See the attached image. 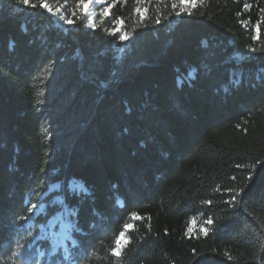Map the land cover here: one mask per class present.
<instances>
[{
  "label": "trees",
  "instance_id": "16d2710c",
  "mask_svg": "<svg viewBox=\"0 0 264 264\" xmlns=\"http://www.w3.org/2000/svg\"><path fill=\"white\" fill-rule=\"evenodd\" d=\"M56 1L0 0V264H264V0Z\"/></svg>",
  "mask_w": 264,
  "mask_h": 264
},
{
  "label": "snow or ice",
  "instance_id": "6c2138e0",
  "mask_svg": "<svg viewBox=\"0 0 264 264\" xmlns=\"http://www.w3.org/2000/svg\"><path fill=\"white\" fill-rule=\"evenodd\" d=\"M18 4L21 5V6H32V7H35V5H31L30 4V0H17ZM96 2V0H77V8L79 9H82L85 11V14L87 12V9L94 3ZM120 2V0H111V3H108V0H105V3H106V7L104 8V11H103V14L105 17H108L110 15V10L116 6V4H118ZM138 2H141V0H138ZM179 3L181 5L182 8H188V9H192L194 8L197 4H201L203 3V0H179ZM43 7H46V5H41ZM175 6V5H174ZM244 8L245 9H250V6L248 4H245L244 5ZM137 12V14L140 15L141 19H144V15H145V12H146V9H139L137 8L135 10ZM261 12H264V9H261ZM180 13H177V15H179ZM189 15H191V12L188 13ZM73 15H75V13H73ZM61 20H64V22L68 25H73L74 24V21L73 19H69V18H66L64 16H61L60 17ZM121 23L120 20H117L116 21V24H117V30H119V24ZM157 23H159V21H157ZM91 27V25H89ZM258 27L259 25H257L256 29L255 30H258ZM121 40H126L127 39V36L124 35V36H121L120 37ZM254 51V50H253ZM237 167H240V165H237ZM233 179H235V177H233ZM249 180H251V176L248 177ZM76 189L73 188V191H75ZM241 193L240 192H237L235 194V196H233V202H235L236 198L238 196H240ZM37 207V205L33 204L31 206V208L28 209L29 212H31L33 209H35ZM77 216H78V212L76 213ZM20 219L21 220H25L26 217L25 216H20ZM132 219L133 220H139L140 217L139 216H136V215H133L132 216ZM207 223L211 224L212 221L209 220L207 221ZM133 227L132 224H125L124 225V229L125 231H121L119 233V237L116 239L115 241V246L111 249L110 251V255L119 259L122 255V252H123V249H124V246L128 243V241L126 240L125 238V232L130 230L131 228ZM205 234H207L205 232ZM29 235H31V232H29ZM71 236L70 235H65L63 237V239H59L57 237V234L55 232H45L41 237L40 239L41 240H45V241H50L51 242V255H55L56 252H57V249L61 246V244H63L64 240H67V239H70ZM27 244L30 246L32 245V241H28ZM73 246L75 247L76 246V241L73 240ZM25 248V245L24 244H21L20 241H17L16 242V248L15 250H13L11 252V256L12 257H15V258H22L23 255H25L26 253H22V249ZM43 254V253H41ZM65 260H71V256L70 254H68V250L65 249V257H64ZM53 264H55V262H53Z\"/></svg>",
  "mask_w": 264,
  "mask_h": 264
},
{
  "label": "rangeland",
  "instance_id": "374dc122",
  "mask_svg": "<svg viewBox=\"0 0 264 264\" xmlns=\"http://www.w3.org/2000/svg\"><path fill=\"white\" fill-rule=\"evenodd\" d=\"M41 5H46V7H43L45 9V14L51 18L52 26L61 30L64 32L67 28V25L64 20H61L60 17L64 16V13L62 12L61 8L58 6V1L56 0H41ZM105 0H96L88 9L85 14V11L82 10L83 16L85 21H87V28H93L94 23L100 22L103 19H105V16L103 14L104 8L106 7ZM91 25V27L89 26ZM108 27H111V25H107ZM112 31V29H110ZM77 190L81 189L80 186H75ZM58 225V231L56 232L57 237H61L63 233V225L60 219V216H56L53 218L51 222V227Z\"/></svg>",
  "mask_w": 264,
  "mask_h": 264
}]
</instances>
